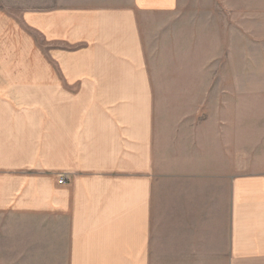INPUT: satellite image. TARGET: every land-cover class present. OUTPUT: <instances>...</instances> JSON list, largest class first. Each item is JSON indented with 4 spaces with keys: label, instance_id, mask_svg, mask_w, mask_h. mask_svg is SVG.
<instances>
[{
    "label": "crops",
    "instance_id": "1",
    "mask_svg": "<svg viewBox=\"0 0 264 264\" xmlns=\"http://www.w3.org/2000/svg\"><path fill=\"white\" fill-rule=\"evenodd\" d=\"M179 5L0 0L1 231L43 215L65 264H264V161L230 156L238 122L165 141L154 68Z\"/></svg>",
    "mask_w": 264,
    "mask_h": 264
},
{
    "label": "rangeland",
    "instance_id": "2",
    "mask_svg": "<svg viewBox=\"0 0 264 264\" xmlns=\"http://www.w3.org/2000/svg\"><path fill=\"white\" fill-rule=\"evenodd\" d=\"M158 38L163 58L154 72L166 96L157 101L165 141L178 124L235 121L243 132L230 139V156L243 153L246 170L259 161L253 159L264 161V0H180ZM184 82L191 87L181 93L187 98L176 99ZM45 222L43 215L6 212L0 264H65L60 255H46Z\"/></svg>",
    "mask_w": 264,
    "mask_h": 264
},
{
    "label": "built area",
    "instance_id": "3",
    "mask_svg": "<svg viewBox=\"0 0 264 264\" xmlns=\"http://www.w3.org/2000/svg\"><path fill=\"white\" fill-rule=\"evenodd\" d=\"M64 181H66V175H60L59 183H64Z\"/></svg>",
    "mask_w": 264,
    "mask_h": 264
}]
</instances>
